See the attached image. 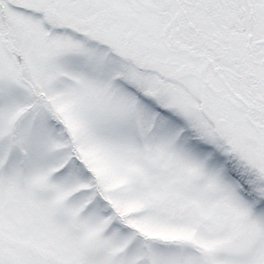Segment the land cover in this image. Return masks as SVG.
Returning <instances> with one entry per match:
<instances>
[{"label": "snow or ice", "instance_id": "1", "mask_svg": "<svg viewBox=\"0 0 264 264\" xmlns=\"http://www.w3.org/2000/svg\"><path fill=\"white\" fill-rule=\"evenodd\" d=\"M0 264H264V0H0Z\"/></svg>", "mask_w": 264, "mask_h": 264}]
</instances>
